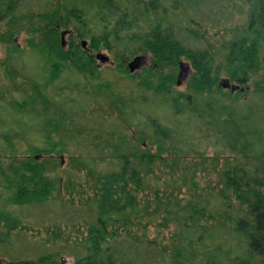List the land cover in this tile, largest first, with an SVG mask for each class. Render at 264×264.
Instances as JSON below:
<instances>
[{
	"label": "trees",
	"instance_id": "obj_1",
	"mask_svg": "<svg viewBox=\"0 0 264 264\" xmlns=\"http://www.w3.org/2000/svg\"><path fill=\"white\" fill-rule=\"evenodd\" d=\"M48 1L0 0V44L17 50L15 39L23 32L26 45L40 59V83L27 99H20L19 107L31 106L39 89L61 79L74 87L84 82L112 105L126 108L130 101L154 106L152 114H140L149 123L154 143L168 136L167 127L175 119L193 120L207 129L216 115L224 114L218 139H229L228 146L239 160L221 176L224 188L240 211L243 208L233 221L239 244L224 246L194 224L187 226L179 246L169 254L127 234L119 237L110 226L123 224L134 213L137 196L150 190L145 176L159 158V145L153 154H116L115 169L97 180L93 197L73 206L49 199L52 186L35 156L51 155L57 143L45 140V148L33 147L12 168L10 178L3 177V187L9 191L5 202L23 210H47V221L55 228L61 222L86 223V238L80 247L30 244L22 234L11 235L21 222L20 213L0 210V256H6L9 264H61L62 255L72 264H264V139H256L260 132L244 111L224 106L216 97L224 90L222 79L244 87L251 75L264 71V0H97L83 6L57 3L44 12ZM61 35L67 40L62 41ZM100 51L112 58L108 65L112 70L103 71L111 73L115 83L100 77L95 59ZM145 56L148 65L140 79L129 71L128 63ZM181 60L191 69L185 92L175 89ZM119 82L127 87H115ZM253 91L264 95V76L254 82ZM261 133L264 137V127ZM7 142L0 153L11 155L14 145ZM95 165L94 159L81 162L88 172L95 171ZM198 204L185 213H201L209 207L208 201ZM32 217L36 219V213Z\"/></svg>",
	"mask_w": 264,
	"mask_h": 264
},
{
	"label": "rangeland",
	"instance_id": "obj_2",
	"mask_svg": "<svg viewBox=\"0 0 264 264\" xmlns=\"http://www.w3.org/2000/svg\"><path fill=\"white\" fill-rule=\"evenodd\" d=\"M95 1L49 0L44 12L53 10L57 3L83 6ZM26 38L23 32L18 34L14 43L17 50L0 44V152L7 149V141L14 145L11 155L0 153V210L12 215L20 213L21 218L11 235L22 234L30 244L68 248L80 247L86 238V223L64 225L61 222L55 228L47 221V210H23L5 202L9 191L3 187V177L9 179L12 168L30 155L33 147L45 148L48 141L57 143L54 152L49 156L37 155L35 160L42 164L51 183L50 200L56 199L66 205H84L96 193L97 180L115 169L113 159L116 154L130 151L153 154L159 147V158L154 160L151 172L145 176L150 190L140 193L134 213H129L123 224L114 223L110 230L118 231L119 237L127 234L133 241L155 244L168 254L179 246L185 229L193 224L202 227L224 246L239 244L233 233V221L240 207L231 192L224 188L221 176L239 160L228 146L229 139H218V127L225 118L224 114L216 115L207 129L193 120L184 123L175 119V124H179H167L171 129L168 136L154 143L149 123L140 115L152 114L154 106L131 105L130 101L127 102L128 108L112 105L96 87L84 86V82L74 87L61 79L57 84L39 89L40 95L32 100L31 106L19 107L20 99H27L41 80L37 75L40 59L28 48ZM65 40L67 38L63 35L62 41ZM96 54L108 59L102 67L97 61L100 77L115 83L111 73H104L112 70L108 66L111 56L104 51ZM147 65L148 57L145 56L132 72L144 79ZM180 65L175 89L185 92L188 91L186 85L191 69L184 60ZM261 76L264 71L251 75L244 87L227 83L222 94L216 96L224 106L232 105L246 113L251 126L253 124L260 132L256 139H264L261 133L264 95L253 91L254 82ZM118 84L115 87L126 86L121 82ZM130 117L136 120L131 122ZM28 119L32 121L28 122ZM159 122L165 126L163 119ZM14 159L16 162L12 163ZM93 159L96 160V170L88 172L81 162ZM66 175H70L69 179ZM206 201L209 207L201 213H185L194 204L199 203V206ZM242 210L241 207L239 213ZM33 213H36V219L32 217ZM106 241L110 240L107 238ZM59 261L72 264V259L65 255ZM0 264H9L8 258L0 256Z\"/></svg>",
	"mask_w": 264,
	"mask_h": 264
},
{
	"label": "water",
	"instance_id": "obj_3",
	"mask_svg": "<svg viewBox=\"0 0 264 264\" xmlns=\"http://www.w3.org/2000/svg\"><path fill=\"white\" fill-rule=\"evenodd\" d=\"M63 35H61L62 37ZM81 45L84 47V42H81ZM95 59L100 63V64H105V63H108V59L107 57L101 55V54H95ZM140 61L139 58H135L132 60V62L128 63V68H129V71L131 72L135 66L137 65V63ZM220 85L225 88L227 86V82L222 80L220 82Z\"/></svg>",
	"mask_w": 264,
	"mask_h": 264
}]
</instances>
